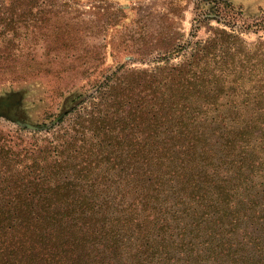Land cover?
<instances>
[{
  "label": "trees",
  "instance_id": "obj_1",
  "mask_svg": "<svg viewBox=\"0 0 264 264\" xmlns=\"http://www.w3.org/2000/svg\"><path fill=\"white\" fill-rule=\"evenodd\" d=\"M257 47L215 30L108 70L90 111L1 135L0 264H264ZM237 88L246 112L213 126Z\"/></svg>",
  "mask_w": 264,
  "mask_h": 264
},
{
  "label": "rangeland",
  "instance_id": "obj_2",
  "mask_svg": "<svg viewBox=\"0 0 264 264\" xmlns=\"http://www.w3.org/2000/svg\"><path fill=\"white\" fill-rule=\"evenodd\" d=\"M219 29L264 56V0H0V136L30 138L63 111H90L83 100L108 70L152 68ZM238 89L213 126L234 123L232 102L246 112Z\"/></svg>",
  "mask_w": 264,
  "mask_h": 264
}]
</instances>
